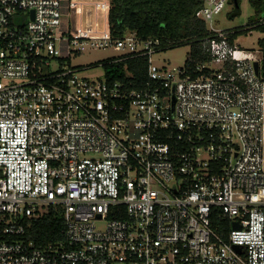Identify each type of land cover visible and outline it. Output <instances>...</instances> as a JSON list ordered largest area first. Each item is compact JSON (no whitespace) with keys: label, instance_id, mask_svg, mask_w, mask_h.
<instances>
[{"label":"built area","instance_id":"built-area-1","mask_svg":"<svg viewBox=\"0 0 264 264\" xmlns=\"http://www.w3.org/2000/svg\"><path fill=\"white\" fill-rule=\"evenodd\" d=\"M73 1L0 0V264H264V55L213 26L230 0H204L208 58L183 67L136 32L77 35ZM89 48L145 78H82L65 60ZM50 207L62 238L38 245Z\"/></svg>","mask_w":264,"mask_h":264},{"label":"trees","instance_id":"trees-1","mask_svg":"<svg viewBox=\"0 0 264 264\" xmlns=\"http://www.w3.org/2000/svg\"><path fill=\"white\" fill-rule=\"evenodd\" d=\"M233 4V0H230ZM241 0H239V3ZM204 0H114L108 14L110 33L114 38H122L126 32H136L143 39H159L161 51H166L184 45L191 46V65L207 60L203 50V40L212 35L204 21L197 17ZM256 17L264 19V0H251ZM232 18L240 13L236 9L230 13ZM264 21V20H261ZM252 21V28L233 31L231 39L252 30H258L263 37L258 40L259 49L264 55V22ZM189 58V59H190ZM107 77L127 79V71L133 74L132 80L140 82L146 76L148 69L147 58L131 59L121 63L105 65ZM264 76V59L262 63ZM31 225L27 237L38 245H47L62 238L63 215L60 208L50 207L49 212L38 218L26 221Z\"/></svg>","mask_w":264,"mask_h":264},{"label":"rangeland","instance_id":"rangeland-1","mask_svg":"<svg viewBox=\"0 0 264 264\" xmlns=\"http://www.w3.org/2000/svg\"><path fill=\"white\" fill-rule=\"evenodd\" d=\"M72 7L71 14L78 18V27L75 28L77 35L85 37H104L110 33L108 24V7L109 5L103 0H78L64 4V13H68L66 6ZM241 14L234 18L230 16L234 10V3H228L223 13L216 16L213 20V26L223 31H239L250 29L253 26L252 21L257 23L264 20L256 17L255 9L251 5V0H241ZM264 15H262L263 17ZM67 18H64L66 22ZM256 23V24H257ZM263 23V22H262ZM263 34L258 30H252L249 33L239 35L235 43L242 50L259 49L258 40ZM191 46L184 45L166 51H162L153 56V62L159 66L183 67L190 58ZM121 52L113 48H89L83 52L75 53L71 59H66V65L74 68L83 69L79 75L89 80L104 79L107 75L108 68L105 66L108 62L116 60ZM56 61V60H55ZM59 63L53 62L52 68L56 69ZM105 64V65H104ZM46 209H43L44 212Z\"/></svg>","mask_w":264,"mask_h":264},{"label":"water","instance_id":"water-1","mask_svg":"<svg viewBox=\"0 0 264 264\" xmlns=\"http://www.w3.org/2000/svg\"><path fill=\"white\" fill-rule=\"evenodd\" d=\"M233 3H234V7L236 9V12L237 13H240L241 12V7H240V3H239V0H233ZM255 67H256V70L257 72L259 71V63H255ZM236 228H240L238 225H235Z\"/></svg>","mask_w":264,"mask_h":264},{"label":"crops","instance_id":"crops-1","mask_svg":"<svg viewBox=\"0 0 264 264\" xmlns=\"http://www.w3.org/2000/svg\"><path fill=\"white\" fill-rule=\"evenodd\" d=\"M108 5H109V7H108V14H109V9H110V7H111V2H109V1H105ZM80 21V20H79ZM109 24V23H108Z\"/></svg>","mask_w":264,"mask_h":264}]
</instances>
